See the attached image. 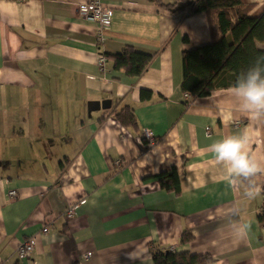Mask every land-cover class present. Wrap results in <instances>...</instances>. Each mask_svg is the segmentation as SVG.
Wrapping results in <instances>:
<instances>
[{
    "label": "crops",
    "instance_id": "obj_1",
    "mask_svg": "<svg viewBox=\"0 0 264 264\" xmlns=\"http://www.w3.org/2000/svg\"><path fill=\"white\" fill-rule=\"evenodd\" d=\"M89 1L0 0V264H153L152 248L264 264V191L246 197L253 181L230 179L210 148L246 134L264 165V116L242 110L233 88L193 101L181 89L183 51L211 42L206 15L171 14L178 0H99L112 9L100 32L78 13ZM240 1L251 18L264 12V0ZM127 46L154 54L140 77L99 66ZM126 108L134 126L114 118ZM172 168L178 194L154 178ZM254 182L264 188V173Z\"/></svg>",
    "mask_w": 264,
    "mask_h": 264
},
{
    "label": "trees",
    "instance_id": "obj_2",
    "mask_svg": "<svg viewBox=\"0 0 264 264\" xmlns=\"http://www.w3.org/2000/svg\"><path fill=\"white\" fill-rule=\"evenodd\" d=\"M165 7L171 14L204 13L207 17L211 42L182 53L181 89L189 100L207 97L219 89L233 88L237 78L255 66L258 56L264 55V50L258 47L264 46V12L251 18L248 8L240 0H178L174 5ZM104 57L111 61L114 71H123L126 76L137 78L146 71L154 54L127 46L119 53L104 54ZM260 67L264 69V61ZM151 96L149 91L140 93L142 101H149ZM114 118L123 126H134L136 123L129 108L116 112ZM154 178L165 191L179 193L180 178L175 168ZM257 221L264 227V204ZM191 239L184 231L181 243H188ZM151 256L153 264H210L212 261L208 255L174 253L157 248L151 249Z\"/></svg>",
    "mask_w": 264,
    "mask_h": 264
},
{
    "label": "clouds",
    "instance_id": "obj_3",
    "mask_svg": "<svg viewBox=\"0 0 264 264\" xmlns=\"http://www.w3.org/2000/svg\"><path fill=\"white\" fill-rule=\"evenodd\" d=\"M264 61V55L256 58V64L238 77L233 92L240 102L242 110L250 112L254 117L264 116V75L260 64ZM249 138L246 134L232 135L222 138L210 145L215 160L226 166V173L230 179L243 178L253 181L245 187L244 195L249 199H255L264 191L260 185L254 182V178L264 173V165L258 162L247 150ZM249 226H244L239 235L243 237ZM131 258V257H130Z\"/></svg>",
    "mask_w": 264,
    "mask_h": 264
},
{
    "label": "built area",
    "instance_id": "obj_4",
    "mask_svg": "<svg viewBox=\"0 0 264 264\" xmlns=\"http://www.w3.org/2000/svg\"><path fill=\"white\" fill-rule=\"evenodd\" d=\"M79 15L91 22H95L99 25V31L102 32L109 28L111 24L112 9L99 0H90L88 3L81 4L78 7ZM105 63V57L101 56L99 59V66L103 67ZM185 98H188L185 95ZM141 137L147 145H153L155 142V137L153 133L149 130H143L141 132ZM10 197H15V192H9ZM75 207H71L66 212V217L70 218L74 215ZM43 233L47 232V228L42 229ZM35 246V240L29 239L21 243L16 250L17 257L19 260L28 259L31 257L33 249Z\"/></svg>",
    "mask_w": 264,
    "mask_h": 264
},
{
    "label": "water",
    "instance_id": "obj_5",
    "mask_svg": "<svg viewBox=\"0 0 264 264\" xmlns=\"http://www.w3.org/2000/svg\"><path fill=\"white\" fill-rule=\"evenodd\" d=\"M110 105L111 102L109 100L89 102L87 105L88 116H91V113L94 111L108 109Z\"/></svg>",
    "mask_w": 264,
    "mask_h": 264
}]
</instances>
